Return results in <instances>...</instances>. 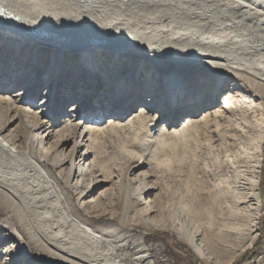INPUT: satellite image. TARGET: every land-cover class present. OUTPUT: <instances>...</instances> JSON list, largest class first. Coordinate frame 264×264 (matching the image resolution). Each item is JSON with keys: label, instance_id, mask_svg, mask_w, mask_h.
Masks as SVG:
<instances>
[{"label": "bare ground", "instance_id": "6f19581e", "mask_svg": "<svg viewBox=\"0 0 264 264\" xmlns=\"http://www.w3.org/2000/svg\"><path fill=\"white\" fill-rule=\"evenodd\" d=\"M0 38L28 51L48 49L54 70L72 67L73 60L77 74L97 60L106 62L108 56L123 65L125 58L138 57L128 66L132 70L115 71V81L124 86L125 103H141L137 92L151 90L154 83L167 85L148 101L152 109L139 111L151 127L162 116L151 103L159 97L167 102L166 92L174 91L179 100L175 107L195 112V118L201 114L199 108H207L200 118L206 124L203 134L220 133L229 143L224 201L209 198L176 210L171 231L203 264H230L253 244L261 211L257 157L264 106L254 99L264 97V0H0ZM106 68L110 71L112 66ZM206 70L212 74L203 82L206 91L190 98L197 89L185 87L189 79L184 72ZM229 81L236 89L223 94ZM216 105L220 110L210 108ZM75 111L73 107L71 112ZM38 114L40 119L47 116L43 110ZM60 114L59 118L65 115ZM195 118L185 119L179 132L196 128ZM221 123L231 128L219 129ZM40 124L34 134L38 141L33 143L30 137L25 148L8 140L7 128L0 127V209L5 213L0 218V243L22 235L27 239L22 246L12 244L4 255L13 250V264L34 263L35 252L54 264H154L144 242L151 226L128 221V208L119 224L113 215L100 220L104 215L95 207L94 191H82L92 172V153L72 157L63 175L67 161L46 147L52 133L46 120ZM76 125L81 137L93 126L84 119ZM136 204L152 212L145 197L132 206Z\"/></svg>", "mask_w": 264, "mask_h": 264}, {"label": "rangeland", "instance_id": "374dc122", "mask_svg": "<svg viewBox=\"0 0 264 264\" xmlns=\"http://www.w3.org/2000/svg\"><path fill=\"white\" fill-rule=\"evenodd\" d=\"M105 59L107 63L97 60L93 67L80 68L78 74L76 69L73 73V60L69 61L72 67L54 70L49 67L52 58L48 49L42 47L28 51L0 38V127L7 128L4 135L8 140L25 148L30 137L33 143L38 141L34 134L41 126L40 121L46 120L52 133L46 140V147L59 152V157L67 161L60 173L66 174L69 161L75 155L80 157L85 152L92 153V172L87 175L88 181L82 191H94L91 194L96 201L95 207L104 215L100 220L113 215L115 224H119L123 211L128 208V221L145 222L151 226L148 229L152 228L144 242L154 264H203L188 243L171 231L170 218L176 210L189 209L191 204L209 198L223 204L222 194L226 188L224 176L230 167L226 164L229 143L220 137V133L203 134L206 124L200 118L207 108H199L198 113L201 114L195 118V112L175 107L179 100L174 91L165 93V96L169 95L167 102L159 97V100L151 103L162 114L151 127L150 120L139 111L141 108L150 109L148 101L156 91L167 85L154 83L151 90L137 92L136 98L141 97V103H125V89L115 81V71L131 69L132 61L139 59L125 58L124 65L110 56ZM107 64L110 68L112 66L110 71H107ZM184 74L189 79L185 87L196 86L197 89L190 98L200 97L205 90L204 80L212 75L210 71ZM46 75H50L49 80H45ZM233 81L227 83L223 94L236 89L232 87ZM244 95L250 96L247 93ZM254 100L261 101L264 106V97ZM44 102L48 104L42 106ZM73 107L77 111L71 112ZM97 107L103 109L102 115L96 114L100 109L93 110ZM210 108L220 110L219 105ZM40 110L47 116L40 119ZM62 112L65 115L59 118ZM103 116L105 119L102 120ZM187 118H195L198 126L195 130L189 128L185 133L179 132ZM82 119L93 125L83 137L80 136V127L76 125ZM109 119L115 121L109 122ZM229 128L231 125L226 123H221L219 127L225 130ZM262 131L261 150L257 157L260 159L258 191L261 211L257 215L253 233L255 240L230 264H246L257 255L264 259V112ZM140 165L139 170H134ZM54 171L59 172L57 169ZM140 181H144V184L140 185ZM72 197L77 198L78 195L73 193ZM141 197H145L152 212L148 213L145 205L132 206ZM3 217L5 213L0 209V218ZM201 217L206 215L202 214ZM12 231L9 228L8 232ZM15 240L0 243V264H13L14 251L10 256L4 255L12 244L22 246L27 243L23 235ZM220 255L225 257L224 254ZM37 261L54 264L45 258H38L35 252L32 264H38Z\"/></svg>", "mask_w": 264, "mask_h": 264}, {"label": "built area", "instance_id": "2783aa9c", "mask_svg": "<svg viewBox=\"0 0 264 264\" xmlns=\"http://www.w3.org/2000/svg\"><path fill=\"white\" fill-rule=\"evenodd\" d=\"M262 250H264V244H263ZM246 264H264V259L260 258V255H257L251 259V262H248Z\"/></svg>", "mask_w": 264, "mask_h": 264}, {"label": "water", "instance_id": "95a60500", "mask_svg": "<svg viewBox=\"0 0 264 264\" xmlns=\"http://www.w3.org/2000/svg\"><path fill=\"white\" fill-rule=\"evenodd\" d=\"M41 34H43L42 32H41ZM44 35V34H43Z\"/></svg>", "mask_w": 264, "mask_h": 264}]
</instances>
